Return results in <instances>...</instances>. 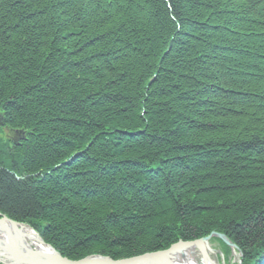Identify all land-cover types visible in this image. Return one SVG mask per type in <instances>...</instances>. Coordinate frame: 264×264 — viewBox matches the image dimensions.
<instances>
[{
	"label": "trees",
	"instance_id": "1",
	"mask_svg": "<svg viewBox=\"0 0 264 264\" xmlns=\"http://www.w3.org/2000/svg\"><path fill=\"white\" fill-rule=\"evenodd\" d=\"M0 112V213L66 258L264 264V0H0Z\"/></svg>",
	"mask_w": 264,
	"mask_h": 264
},
{
	"label": "bare ground",
	"instance_id": "2",
	"mask_svg": "<svg viewBox=\"0 0 264 264\" xmlns=\"http://www.w3.org/2000/svg\"><path fill=\"white\" fill-rule=\"evenodd\" d=\"M0 115L2 116L0 129H3L2 132L6 131L8 133L6 138L9 140V142H11L13 141L12 135L16 134L14 130L17 129L4 126L2 122L3 115L1 112ZM10 145L13 144L10 143ZM0 215H3L0 217V219L3 220V223L0 222V264H28L22 255L23 253H26L25 251L28 252L29 257L40 260L42 264H59V256L66 258L65 256L61 255L52 245L45 241L42 242L38 232H36L32 227H28V223H26V225L23 222H20L23 224L12 225L10 222L3 219L5 214L0 213ZM218 233L221 234L225 239L230 240L224 233ZM216 237L218 238V236L213 235V238ZM16 240H18L21 244L26 245L28 249H24L22 247L21 250V248H19L18 244L15 242ZM210 241H212V239L209 237L206 241L178 245L172 251L166 254L165 257L172 264H219L218 261L210 255V253L213 252L210 246ZM225 244L228 245L227 243ZM48 245L51 246L59 254V256ZM155 264L167 263L157 261Z\"/></svg>",
	"mask_w": 264,
	"mask_h": 264
},
{
	"label": "water",
	"instance_id": "3",
	"mask_svg": "<svg viewBox=\"0 0 264 264\" xmlns=\"http://www.w3.org/2000/svg\"><path fill=\"white\" fill-rule=\"evenodd\" d=\"M1 118L2 116L0 115V124H1ZM17 134V138H13V144L14 143H19L18 141L20 139H22L24 137V132L21 129H17L14 130ZM3 215H0V217ZM5 220H7L8 222H10L12 225H19V224H23L20 222H16L6 216H4ZM0 222L3 223V220L0 219ZM218 236L220 238H222L223 240L226 241V243L228 245H234L233 243H230L228 240H226L221 234H219L218 232H211L209 235L204 236L202 238L199 239H195V240H191V241H182L179 240L173 244H171L169 247H167L166 249H161L158 251H152V252H147V253H143L141 255H137V256H132L129 258H123V259H112L108 256H103V255H96V254H92V255H87L81 259L78 260H70L67 258H62L59 256V254L51 247L49 246L51 249H53L55 251V253L59 256L60 258V262L59 264H155L157 261L158 262H164L167 264H172L169 262V260L166 259L165 255L168 254L170 251H172L176 246L178 245H184V244H190V243H194V242H200V241H206L208 240L209 237L211 236ZM41 238V237H40ZM42 242H44V240L41 238ZM18 244V247L21 248L22 247L24 249H28V247L26 245L21 244L18 240L15 241ZM24 252V251H22ZM26 253H23L22 255L24 256V258L26 259V263L28 264H42L40 260H36L33 257H29L28 256V252L25 251ZM146 262V263H145Z\"/></svg>",
	"mask_w": 264,
	"mask_h": 264
},
{
	"label": "rangeland",
	"instance_id": "4",
	"mask_svg": "<svg viewBox=\"0 0 264 264\" xmlns=\"http://www.w3.org/2000/svg\"><path fill=\"white\" fill-rule=\"evenodd\" d=\"M2 130L3 129H0V137H4L5 138L6 136H8V133L6 131L2 132ZM6 217H8V216H6ZM8 218H10V217H8ZM16 222H19V221H16ZM24 224H26V223H24ZM27 226L31 227L30 225H27ZM38 235L40 236L39 233H38ZM210 238L212 239V241H210V246H211V248L213 250V252H211L210 255H211V257L216 259L219 264H238V263L240 264V262H241L240 253L237 250L235 245H232V246L231 245H227L228 247H230L229 248L230 251L227 254H225V252L223 251L222 246H221V243H223L225 241L223 239L219 238V237L218 238L217 237L213 238V236H211ZM226 240H228V239H226ZM228 241L230 243H232L230 240H228Z\"/></svg>",
	"mask_w": 264,
	"mask_h": 264
},
{
	"label": "flooded vegetation",
	"instance_id": "5",
	"mask_svg": "<svg viewBox=\"0 0 264 264\" xmlns=\"http://www.w3.org/2000/svg\"><path fill=\"white\" fill-rule=\"evenodd\" d=\"M12 137H13V138H17V135H16V134H13Z\"/></svg>",
	"mask_w": 264,
	"mask_h": 264
}]
</instances>
